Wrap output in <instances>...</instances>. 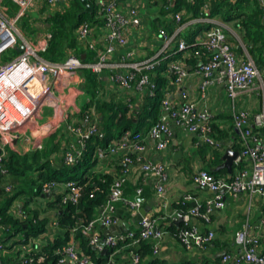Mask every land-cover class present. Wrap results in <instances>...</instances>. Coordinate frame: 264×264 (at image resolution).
I'll return each mask as SVG.
<instances>
[{
  "label": "built area",
  "instance_id": "built-area-1",
  "mask_svg": "<svg viewBox=\"0 0 264 264\" xmlns=\"http://www.w3.org/2000/svg\"><path fill=\"white\" fill-rule=\"evenodd\" d=\"M11 1L18 7L12 16L2 6L3 2L0 0L2 6V9L0 8V148L2 151L0 175L6 176L5 192L12 194L14 190V184L9 182V170L6 165L10 147L19 146L22 151L25 143L29 141L33 148L40 149L50 129H56L62 122L71 139L64 149V162L73 166L82 158L88 142L99 134L102 115L96 107V100L94 99L95 103H85L84 106L75 104L68 107V95L63 90L65 82L75 80L80 82L82 75L77 77L80 70L91 71L99 76L102 83L96 91L97 99L109 102L113 99L117 102L122 101L127 107L126 116L135 117L146 97L158 95L159 83L155 77L158 68L165 63L161 75L167 78V84L162 89L163 97L158 120L147 130L126 129L120 137L113 139L107 145H98L95 149L94 156L97 161L119 157L122 167L115 176L109 198L101 206L100 214L83 226L82 232L89 239V245L98 252L104 251L105 247L117 249L125 246L128 248L127 256L131 258L132 264H140L142 257L133 251L132 247L142 241H149L152 244V256L159 260L165 234L164 228L159 227V220L162 218L169 219L167 223L174 222L182 214V227L177 234L179 242L187 250L193 248L208 250L215 240V231L202 232L192 223L193 217H199L204 222L210 223L212 211L226 207V193L235 198H239L241 193H247L250 209L243 229L235 235L237 251L236 253L224 251L222 260L228 262L232 259L233 264H264V214L259 215L253 227L250 222L255 199L264 198V109L251 113L239 108L237 104L242 92L258 91L264 94V71L258 66L248 45L228 24L231 21L211 15V0L204 3L201 11L203 16L191 21H183L187 14L186 9H161L167 11L164 17L166 22L172 25V29L161 26L153 31L152 34L159 41V46L152 55L145 57L128 49L130 36L135 33L134 31L137 33L142 29L141 9L135 7L120 9L117 0H97L98 15L103 19L102 24L91 26L87 22L82 23L75 33L82 53L79 54L70 48L66 58L57 62L43 57L52 36L47 30L48 27H43L45 30L36 35L27 30L25 35L18 26L21 18L29 12L33 15L37 12L38 9H31L36 0ZM46 1L50 7L59 9H51L44 15L41 14L44 20L52 12L64 11L72 0ZM170 1L173 3V0ZM256 1L262 11L264 23V0ZM43 19H35L31 25L47 26ZM199 23L209 24V27L203 30V33L197 34L193 41L186 40L182 32ZM22 45L24 46L22 52L3 60V56L8 51L17 50ZM83 53L86 55L84 59L81 57ZM116 54H119L118 59H111V56ZM88 55L91 58L89 61H87ZM192 56L197 60V65L192 71L202 79L200 98H196L187 86V79L192 74L188 59ZM213 86H223L225 89L230 101L228 110L240 137L242 148L234 161V166L237 167L236 173L230 178H223L217 177L206 168L199 167L193 173V180L199 187L214 193L211 199H208L204 205L196 204L190 207L186 212L176 208L169 212L163 211L161 217L146 214L137 221V215L146 202L143 180L155 190L162 210L170 207L165 194L169 179L168 167L161 159L150 156L152 149L159 153L167 150L177 129L181 128L197 134L200 145L207 144L214 150L221 148L220 140L212 136L217 110H213L207 102V90ZM61 101L62 105L58 106ZM70 102H73V99ZM50 104L54 108L53 125L47 134L43 131L40 137H34L30 141L31 135H27L30 121L36 118L43 106H51ZM63 108L64 110L57 117L58 109ZM132 170L142 176L141 181L131 179ZM93 171L97 172L96 169ZM130 180L136 185V196L132 200H126L124 187ZM61 186L55 181L46 182L38 203L46 207L48 201L54 200L53 193L60 189L62 203L77 204L83 196L87 183L79 184L71 180ZM90 196L94 197V193L92 192ZM121 201H125L127 210L130 211L129 219L134 225L129 222L131 224L129 230L106 236L105 244L102 245L100 241L104 235L99 227L109 228L120 223L121 218L116 216V206ZM25 203L24 198L16 199L10 207L11 214L25 219ZM16 204L17 208H14ZM43 214L50 218L44 233H47L51 226L59 227L55 211L50 213L47 211ZM52 214L56 216L53 220H51ZM136 224H139L138 229L134 227ZM6 227L0 223V264H3L2 257L12 252L20 253L18 262L21 264H31L33 261L31 253L41 249L42 243L37 237H31L23 242L22 234L6 241ZM77 229L78 227L73 229L70 240L58 249L61 255L59 264H96L91 256L80 248L79 242L75 239ZM15 241L19 242L15 243ZM113 252L104 264H122L115 259Z\"/></svg>",
  "mask_w": 264,
  "mask_h": 264
},
{
  "label": "trees",
  "instance_id": "trees-1",
  "mask_svg": "<svg viewBox=\"0 0 264 264\" xmlns=\"http://www.w3.org/2000/svg\"><path fill=\"white\" fill-rule=\"evenodd\" d=\"M88 1L92 7L90 12L86 11V7L80 0H72L64 11H55L46 17L44 22L47 23V30L51 32L52 36L49 40L48 49L43 54L44 58L53 62L62 61L66 58L70 48L79 54L82 53L75 34L77 28L84 22L93 26L95 24H102L103 20L98 15L99 6L97 1ZM192 1L183 0L181 4H177L172 10H180L182 5H184L188 8L186 9L187 12L195 10V15L200 16L202 14V7L207 0H195L194 3H191ZM235 1V3H232L230 0H226L219 3L215 1L212 2L211 0V15L220 16L225 21L229 22L236 20V26H240L242 28H240V30L244 31V38L249 51L256 57L258 66L263 68L264 23L262 21V11L258 7L256 0H248L256 5V7L252 9H246V0ZM12 5L15 10L18 8L14 2ZM4 7L8 9L7 6ZM164 11L165 10H161L160 12L162 16L166 15L167 11ZM28 18L27 16V21L24 23L26 30L31 32V34L39 33L40 31H37L36 28L40 29V27L32 26ZM162 26L170 30V23L165 22ZM195 35L196 33L194 32L193 36H190L187 40L193 41ZM17 52L16 49L10 50V53H6L7 56L5 59H9ZM89 56L90 55H88V57ZM188 62L192 66L197 65V60L194 56L188 59ZM165 66L164 63L158 68V74L155 77L156 81L159 83L158 95L156 97H146L135 117L126 116L125 112L127 107L122 101L117 102L113 99L109 102L97 99L96 91L102 84L100 83L99 76L88 70L81 71V75L84 77L86 83L84 84L85 93L81 95L79 104L84 106L85 103H95V99L96 107L102 115V121L99 134L88 142L82 158L79 159L75 165L69 166L65 164L64 157L60 158L58 161L52 156V153L58 151L60 148V139L66 134L65 126L52 133L46 141L44 138L40 149L33 148L30 151H21L19 148H14V150L9 148L6 165L9 170V182L14 184L12 194H7L5 192L4 184L7 181L6 176L3 174L0 175V223L7 226V230L5 231L7 237L6 241L15 235L23 234L24 240L22 239L21 241L24 242L28 241L31 237H38L46 232L50 218L43 213H46L50 209L56 212L59 227L62 230V233L53 241H46L42 244L41 249L34 250L31 253L30 256L33 258L31 264H59L61 255L58 253V249L63 247L70 240L75 227H78L77 231H75V239L79 242L80 248L86 254L90 255L96 264H104L109 260L110 254L115 249L110 248L107 252H98L89 245V239L82 232L83 226L100 214L101 206L108 200L111 186L115 179L111 174L94 172L92 170L97 162L94 156L95 149L98 145H107L113 139L120 137L126 129L139 131L147 130L158 120L161 111V99L163 97L162 89L167 84V78L161 75V71L164 70ZM227 135V131L213 124L212 136L221 142ZM206 145L207 144L203 147H206ZM241 148L242 147L238 145L236 150L240 151ZM212 153L218 156L217 150H213ZM209 171L217 177L221 175V171ZM223 171L227 172V169ZM71 180L79 184L87 183L86 189L83 191V196L77 204L70 202L66 204L62 203V192L60 189L53 193L54 200L48 201L46 207L38 203L39 197L42 194L41 191H43V185L46 182L55 181L61 186ZM92 192L94 193V197L90 196ZM18 198H24L26 200L24 207L26 212L25 219L11 214L10 207ZM34 203H36V205H32ZM258 204L260 205L261 214H264V198H262ZM191 205L192 203H183L181 201L175 203L174 206L178 210L186 212ZM116 207L117 217L129 219L130 211L127 210L125 203L120 202ZM202 207L204 210V206ZM162 215L163 214H160V216ZM168 220L169 219L162 220L160 224L161 227L165 226L168 232H171L177 237L182 224L177 225L174 222L167 223ZM18 242L19 241H15V243ZM8 247L10 248L11 246ZM132 250L141 255L142 259L140 264L159 263V260L152 256V244L149 241H142L137 246L132 247ZM19 255L20 253L12 252L5 257L3 256L2 262L3 264H21L18 262Z\"/></svg>",
  "mask_w": 264,
  "mask_h": 264
},
{
  "label": "crops",
  "instance_id": "crops-1",
  "mask_svg": "<svg viewBox=\"0 0 264 264\" xmlns=\"http://www.w3.org/2000/svg\"><path fill=\"white\" fill-rule=\"evenodd\" d=\"M97 1V0H96ZM223 2L226 0H212V2ZM236 2L235 0H230ZM47 2V1H46ZM183 0H173L171 3L170 0H161L160 2H153L152 0H117V4L120 9H130L135 7L141 9V15L143 17L142 29L133 35L130 36V42L128 49L134 50L136 53H139L140 56H150L152 55L157 47L159 46V41L154 38L153 31L157 30L159 27L165 24L166 18L160 13V9H173L177 4H181ZM193 0L191 3H194ZM211 2V6H212ZM36 4V3H35ZM248 0L245 1V6H248V9L255 7V5ZM31 9H36L35 5ZM49 9H59L50 7ZM181 9H188L182 5ZM195 10L187 12L184 18H187L186 21H191L196 18ZM33 17L37 20L43 19L41 13L38 11L34 13ZM171 24L169 26L171 30ZM195 28L193 26L188 27L182 33V36L187 40L190 36H193ZM140 49V51H139ZM123 52V50H122ZM18 54V53H17ZM13 56V55H12ZM119 54L112 55L111 59H118ZM254 57V56H253ZM12 58V57H10ZM256 60V57H254ZM5 59V58H4ZM6 60V59H5ZM190 71L192 72L191 76L187 79V86L193 95L196 98H200L201 90V76L194 74L193 69L195 66H192L189 63ZM264 69V67H263ZM76 84V87L80 86V82L72 81V85ZM83 86V85H82ZM63 90L68 94V87L63 86ZM207 102L210 107L216 111V117L214 119V124L217 125L220 129L228 132L226 138L221 141V148L217 150L218 156L214 155L210 146L203 147L205 145L199 144L200 138L195 133H189L184 129H177L174 138L171 141V145L167 150L158 152L155 149H152L150 156L154 159H161L167 165V171L169 175L168 182L166 183L165 194L170 202V207L163 209L160 207L159 200L156 198V192L150 184H147L143 180L144 186V196L146 202L143 207L147 210V214L160 216V214L169 212L171 209L175 208V203L181 201H186L192 203L191 207L194 204L204 205L208 199H211L214 196V193L206 188L199 187L193 180V173L199 168L203 167L208 170L221 171L220 177L230 178L236 173L237 167L233 166L231 170L223 167L224 163V154L227 150L232 149L235 151L236 147L240 145L241 141L238 132L236 131L233 125V119L228 110L230 101L226 96L225 89L223 86H213L207 90ZM79 99V98H78ZM237 104L239 108H244L251 113H257L264 109V94L259 93L258 91L254 92H242L240 93ZM62 110L58 109V115L61 114ZM54 108L45 105L43 106L40 113L36 118L29 123V131L27 135L30 136V141L34 137H40L44 131L46 134L48 130L53 125L52 114ZM56 117V118H57ZM58 119V118H57ZM56 122V121H55ZM62 122L60 124V128ZM55 131L50 129V132L45 136V141L49 139L50 135ZM65 134V133H64ZM71 141L70 136L66 132L63 138L60 139L61 145L58 151L52 153L53 158H56L58 161L60 158H63V153L65 147ZM19 147V146H18ZM17 147V149H18ZM33 145L27 141L25 143V148L22 151H29L33 149ZM14 150V148H11ZM52 158V157H51ZM122 167L121 160L119 157H113L109 160L97 161L94 168L99 173L111 174L114 177L119 174L120 168ZM227 169V172L223 170ZM142 180V176L137 174L133 170L131 171V179ZM135 183L130 180L126 183L124 187V197L126 200H132L136 196L135 192ZM46 198V197H45ZM262 199L257 197L254 201V206L252 207L250 222L252 227L256 225L260 211V203ZM125 203V201H121ZM120 203V202H119ZM117 203V205L119 204ZM226 207L223 209H214L211 213V222L206 223L199 217H193L192 223L199 227L202 232L207 230L215 231V240L211 247L208 250H202L199 248H193L192 250H187L177 239V237L165 231L164 237L162 239V248L160 252L159 263L160 264H233L231 259L228 262L222 260V255L224 251H230L231 253L237 251V245L235 244V235L238 231L243 229L244 223L246 222V217L250 209V199L247 193H241L239 198L233 197L231 194L226 193ZM14 208H17V204ZM53 212V210H49ZM53 220L56 216L52 214ZM161 217V216H160ZM125 222H130L131 219H120ZM162 218L159 220V227L161 226ZM129 223V224H130ZM130 224V225H131ZM134 225V224H132ZM102 230L104 235V229L99 227ZM255 232V229H253ZM62 233V230L57 226H51L47 233L39 235L37 237L38 241L44 244L46 241H53ZM23 235V234H22ZM10 253H7L8 255ZM115 259L121 262L122 264H132L131 258L128 255V248L121 246L114 250L113 252ZM4 255V257L6 256ZM151 258V256H150ZM158 263V264H159Z\"/></svg>",
  "mask_w": 264,
  "mask_h": 264
},
{
  "label": "rangeland",
  "instance_id": "rangeland-1",
  "mask_svg": "<svg viewBox=\"0 0 264 264\" xmlns=\"http://www.w3.org/2000/svg\"><path fill=\"white\" fill-rule=\"evenodd\" d=\"M2 2H3V0H2ZM232 3H233V1H231ZM235 3V2H234ZM13 2L11 1V0H5L3 3H2V6L4 5V6H7L8 7V9H7V12H8V14L9 15H13L14 14V12H15V9L13 8ZM254 4V3H253ZM255 5V4H254ZM2 6L0 5V8L2 9ZM3 6V7H4ZM251 6H253L252 5V3H251ZM255 7H256V5H255ZM33 8V7H32ZM35 8L36 9H38L37 11L39 12V13H41L42 15H44L46 12H49V11H51V9H49L50 8V6H49V4H48V2H46V0H36V4H35ZM253 7H251L250 9H252ZM4 9V8H3ZM246 9H248V6H246ZM161 10V9H160ZM33 15V13H28L27 14V16L29 17L28 19H29V22H32V21H35V18L32 16ZM202 15V14H201ZM200 15V16H201ZM27 16H24L23 18H21V20L18 22V26H19V28H20V30L22 31V33H24L25 35H26V33H27V30H26V27H24V23L27 21ZM200 16H197V17H200ZM203 16V15H202ZM44 20V19H43ZM187 20V18H184L183 19V21H186ZM229 25H231L232 26V28H234L235 30H236V33H237V35L240 37V39H242V41L244 42V43H246L245 42V38H244V35H243V33H242V30H240V27H238V26H236V23L234 22V21H231V23H228ZM199 25L200 26H198L197 24L196 25H194L193 26V28H195V33H196V35L197 34H200V33H203L202 31L203 30H205L206 28H208L209 27V24H206V23H199ZM43 27H47V26H41L40 27V29L39 28H36L37 29V31H41V32H43L45 29L43 28ZM186 30V29H185ZM184 32V31H183ZM182 32V33H183ZM34 35H36V34H34ZM196 35L194 36V38L196 37ZM7 53H10V51L9 52H7ZM18 53V52H17ZM16 53V54H17ZM15 54V55H16ZM6 54L3 56V60H5L4 58H6ZM89 60H91V58L90 57H87V61H89ZM84 70H86V69H83V70H80V72L78 73V75H77V77L81 74V71H84ZM261 70L262 71H264V69L263 68H261ZM65 80H66V78H65ZM85 79H84V77H82V81H80V84H82L81 85V87L80 86H78V87H76V84H74V85H72V82L71 81H69V82H65V86H67L69 89H68V107L69 106H74L75 104H77V105H79V100H80V98H81V95L83 94V93H85V87H84V84L86 83V81H84ZM77 97V98H76ZM75 98V99H74ZM79 98V99H78ZM73 99V102H70V100H72ZM51 105V107H52V104H50ZM62 105V101L58 104V106H61ZM54 106V105H53ZM60 129H62V127L60 128V125L56 128V129H52V130H54V131H56V130H60ZM51 130V131H52ZM64 130H65V128H64Z\"/></svg>",
  "mask_w": 264,
  "mask_h": 264
},
{
  "label": "water",
  "instance_id": "water-1",
  "mask_svg": "<svg viewBox=\"0 0 264 264\" xmlns=\"http://www.w3.org/2000/svg\"><path fill=\"white\" fill-rule=\"evenodd\" d=\"M80 1L86 7V11L87 12H90L92 10L91 9L92 8L91 7V4L89 3L88 0H80ZM23 49H24V46L22 45V46H19L17 48V51L18 52H22ZM81 57L84 59L86 57V55L83 53L81 55ZM1 152L2 151H1V148H0V154H1ZM238 155H239V152L238 151H235V150H232V149L227 150L226 153L223 156L224 163H223L222 166L225 167V168H227L228 170H231L232 167L234 166V161L238 157ZM194 205H196V204H194ZM146 214H147V210L144 207H142L140 209V211H139V214L137 215L136 220L137 221H140L142 219V217L144 215H146ZM182 219H183V215L180 214L179 217H178V219L175 220L174 223H176L177 225H180L181 222H182ZM134 227L138 229L139 228V224H136ZM102 228L104 229V236L101 239L100 243L102 245H104L105 244L106 236L111 235V234H118V233H120V232H122L124 230H129L131 228V225L128 222H125V221L121 220L118 225H113V226H111L109 228H106V227H103L102 226ZM108 250L109 249L107 247H105L104 252H107Z\"/></svg>",
  "mask_w": 264,
  "mask_h": 264
}]
</instances>
